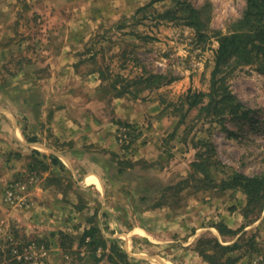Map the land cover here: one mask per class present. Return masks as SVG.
I'll use <instances>...</instances> for the list:
<instances>
[{"label": "rangeland", "instance_id": "rangeland-1", "mask_svg": "<svg viewBox=\"0 0 264 264\" xmlns=\"http://www.w3.org/2000/svg\"><path fill=\"white\" fill-rule=\"evenodd\" d=\"M150 1L0 0V121L8 134L17 126L28 143L21 146L26 169L0 184V264H209L197 244L211 237L222 244L237 240L236 264H264V212L245 218V194L222 181L264 169V74L241 65L221 80L250 109V119L219 120L209 106L216 34L236 26L246 0H187L200 11L201 37L187 19L161 16L166 9L182 14L177 0L137 10ZM189 90L202 92L194 107ZM114 98L130 104L134 120L142 118L111 117L132 126V141L126 149L116 141L115 167L107 166L106 190L97 193L78 184L81 176L64 175V106L103 99L114 111ZM200 142L213 144L211 158ZM140 146L144 151L134 159ZM198 151L213 161L210 176L198 173L200 179L175 186L191 172ZM18 154L10 151L6 162ZM109 171L116 186H108ZM16 180L25 185L24 205L5 200L6 186ZM109 198L123 206L109 210ZM35 205L47 235L22 237L16 219L2 213H29ZM220 224L237 233L221 235ZM91 226L96 248L81 242Z\"/></svg>", "mask_w": 264, "mask_h": 264}, {"label": "trees", "instance_id": "trees-1", "mask_svg": "<svg viewBox=\"0 0 264 264\" xmlns=\"http://www.w3.org/2000/svg\"><path fill=\"white\" fill-rule=\"evenodd\" d=\"M151 0L141 10L151 5ZM181 6L179 10L182 14L171 13L172 9H166L161 16L167 19H187L185 23L195 29L200 37L203 22L200 17L198 8L192 6L187 0H177ZM178 11V10H177ZM176 12V11H175ZM217 47L214 49V66L210 75V84L212 97L209 106L212 107V115L218 117L219 120L231 115L234 119H250V109L238 100L232 92L221 83V80L227 73L241 65L254 64L256 70L264 74V0H246V7L240 18L236 20V26L225 34H216ZM220 77V78H218ZM202 92H194L191 94L189 90L186 99L189 107L196 106L201 99ZM233 132L228 131V134ZM207 144L209 158L214 155V146L210 142H200ZM200 151L196 153L195 160L190 163L191 172L189 175L180 180L175 186L191 179H200L197 175L202 174L206 178L210 176L209 168L214 166ZM52 162H56L52 158ZM224 186L239 187L246 196V203L243 210L245 218L252 216L254 220L258 219L264 212V169L253 175H245L233 172L228 176V180L224 179ZM174 187V186H173ZM264 223V215L262 219ZM221 235H235L237 231L227 228L224 224L216 226ZM96 228L94 226L84 229L81 242H87L94 248L97 246L98 238L95 236ZM88 238V239H87ZM238 248L237 240L232 244H222L216 237L198 239L197 252L209 264H236L238 256L233 252ZM16 264H21L20 262Z\"/></svg>", "mask_w": 264, "mask_h": 264}, {"label": "crops", "instance_id": "crops-1", "mask_svg": "<svg viewBox=\"0 0 264 264\" xmlns=\"http://www.w3.org/2000/svg\"><path fill=\"white\" fill-rule=\"evenodd\" d=\"M110 103L114 111H108L107 106L103 104V99H98V101L93 99L82 101V105H77V107L72 104L71 106H64V175L74 179L77 176H81L78 184H81V187L90 186L97 193L105 192L106 186L104 185V179L102 177L107 172V166L112 168L113 165L115 167V162L111 160V157L115 155L114 153H120V149L115 140L118 125L111 117L130 122H139L142 118L141 115L140 119L134 120L135 115L128 110L130 104L124 99L114 98ZM3 125L4 122L0 121V167L3 169L0 175V184L4 180L6 181L14 177L18 171L26 169L24 167L25 164L23 165L22 158L27 155V152L24 150L26 148L22 149L21 146L28 144L21 137L17 126L15 128L13 126L12 132L8 134L6 127H3ZM10 136L15 138V144L11 142L12 139L9 138ZM39 144L44 146L45 142ZM17 146L20 147L18 148ZM10 151H18L19 154L14 159H11L10 163H7L6 154L10 153ZM143 151V147L140 146L133 151L132 157L135 159ZM110 176L111 171H109L108 186H116L117 183L112 182ZM35 193L39 195L38 190ZM106 201L104 203L108 205L109 210L119 209V207L123 206V202H117L115 199L109 198ZM130 203L125 202L124 206L128 208ZM35 208V210L29 213H21V211L11 209L7 212L4 209L2 214L6 219H16V222L12 223L19 228L18 231L23 237V232L26 235H34V233H39L38 231L42 232L41 227L44 226L39 225L36 222L37 218L34 217V215H40V211L37 210V205H35ZM113 214L110 218L121 223V220H118L116 214ZM28 215L33 218L29 219ZM34 225L38 226L40 230L34 229ZM196 230L197 228L194 233ZM39 235L45 236L47 232L44 231Z\"/></svg>", "mask_w": 264, "mask_h": 264}, {"label": "built area", "instance_id": "built-area-1", "mask_svg": "<svg viewBox=\"0 0 264 264\" xmlns=\"http://www.w3.org/2000/svg\"><path fill=\"white\" fill-rule=\"evenodd\" d=\"M133 135V128L129 124H121L117 127L116 131V141L118 145L122 149H126L131 144V137ZM25 190V185L22 184L20 181H12L8 186H6L4 190L5 200L13 203V204H19L24 205L28 201L26 200L25 196L23 195V192ZM14 253L17 254V251L14 249ZM22 257H19L21 259Z\"/></svg>", "mask_w": 264, "mask_h": 264}]
</instances>
